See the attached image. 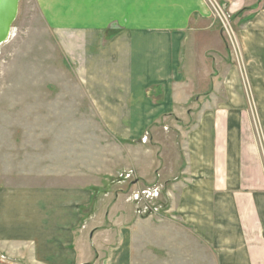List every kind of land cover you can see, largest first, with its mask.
I'll use <instances>...</instances> for the list:
<instances>
[{
	"label": "crops",
	"instance_id": "1",
	"mask_svg": "<svg viewBox=\"0 0 264 264\" xmlns=\"http://www.w3.org/2000/svg\"><path fill=\"white\" fill-rule=\"evenodd\" d=\"M34 1L110 134L179 132L180 164L159 176L175 189L174 207L158 219L194 241L178 245L186 262L264 264V0H218L233 16L246 10L233 17L246 82L206 0ZM190 45L201 47L198 59ZM122 190L0 186V254L23 264H129L128 241L149 217H135Z\"/></svg>",
	"mask_w": 264,
	"mask_h": 264
},
{
	"label": "rangeland",
	"instance_id": "2",
	"mask_svg": "<svg viewBox=\"0 0 264 264\" xmlns=\"http://www.w3.org/2000/svg\"><path fill=\"white\" fill-rule=\"evenodd\" d=\"M206 1L221 9V15L210 16L246 82V64L233 23V17L246 10L233 16L218 0ZM225 20L229 26H224ZM59 40L45 25L35 1L19 0L10 37L0 46V186H70L103 194H119L123 188L135 217H149L138 223L128 241L129 264H189L186 251L178 250V245L194 241L177 226L158 219L174 207L171 190L175 189L161 183L159 176L180 164L179 132L156 125L154 139L150 129L138 140L110 134L84 94L77 62ZM190 49L198 59L201 47L190 45ZM142 176L154 180L134 187L132 182ZM140 191H145L146 200L133 202L132 194ZM146 204L154 205L157 212L137 213ZM0 264L23 263L0 254Z\"/></svg>",
	"mask_w": 264,
	"mask_h": 264
},
{
	"label": "water",
	"instance_id": "3",
	"mask_svg": "<svg viewBox=\"0 0 264 264\" xmlns=\"http://www.w3.org/2000/svg\"><path fill=\"white\" fill-rule=\"evenodd\" d=\"M18 3L19 0H0V46L9 37L11 26L17 17Z\"/></svg>",
	"mask_w": 264,
	"mask_h": 264
},
{
	"label": "built area",
	"instance_id": "4",
	"mask_svg": "<svg viewBox=\"0 0 264 264\" xmlns=\"http://www.w3.org/2000/svg\"><path fill=\"white\" fill-rule=\"evenodd\" d=\"M207 3H208V5H209V7L211 9V13L212 14H214L216 16H219V14L221 15V9L218 8V5L215 2L212 3V2L208 1ZM224 26H229V21L228 20L224 21ZM130 176H131L130 173L129 174L127 173L125 175V178L129 179ZM132 195H133L132 196L133 202L137 203V202H142V201L146 200L145 199L146 198L145 191L144 192L140 191V192H137V193L132 194ZM153 195H156V194L154 193ZM148 196H151V194L148 195ZM140 212L141 213H145V216H148V215L153 214V213L155 214L157 212V208L154 205H152V204L151 205L146 204L144 207H141V209L139 207V209L137 210V213H140Z\"/></svg>",
	"mask_w": 264,
	"mask_h": 264
},
{
	"label": "bare ground",
	"instance_id": "5",
	"mask_svg": "<svg viewBox=\"0 0 264 264\" xmlns=\"http://www.w3.org/2000/svg\"><path fill=\"white\" fill-rule=\"evenodd\" d=\"M9 37H10V33H9ZM9 37H8V38H9ZM7 40H8V39H7ZM6 42H7V41H6Z\"/></svg>",
	"mask_w": 264,
	"mask_h": 264
},
{
	"label": "trees",
	"instance_id": "6",
	"mask_svg": "<svg viewBox=\"0 0 264 264\" xmlns=\"http://www.w3.org/2000/svg\"><path fill=\"white\" fill-rule=\"evenodd\" d=\"M245 10V9H244Z\"/></svg>",
	"mask_w": 264,
	"mask_h": 264
}]
</instances>
